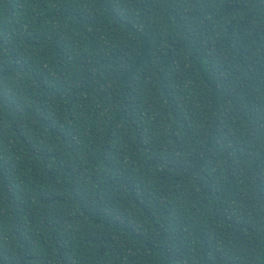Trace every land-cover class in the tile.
I'll use <instances>...</instances> for the list:
<instances>
[{"label":"trees","instance_id":"1","mask_svg":"<svg viewBox=\"0 0 264 264\" xmlns=\"http://www.w3.org/2000/svg\"><path fill=\"white\" fill-rule=\"evenodd\" d=\"M0 264H264V0H0Z\"/></svg>","mask_w":264,"mask_h":264}]
</instances>
